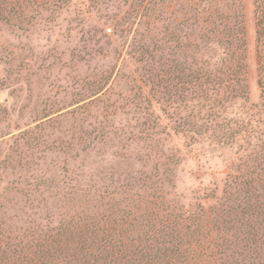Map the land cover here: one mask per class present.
<instances>
[{
  "label": "rangeland",
  "instance_id": "rangeland-1",
  "mask_svg": "<svg viewBox=\"0 0 264 264\" xmlns=\"http://www.w3.org/2000/svg\"><path fill=\"white\" fill-rule=\"evenodd\" d=\"M41 1L0 21V241L47 219L127 210L137 197L208 207L229 175L248 169L255 177L256 163L264 165V91L253 0H241L248 98L219 114L250 123L257 140L233 124L173 131L179 118L200 115L204 126L208 117L199 101L174 93L175 81L161 82L167 68L156 64L174 50L168 33L187 31H174L182 0H154L143 25L130 19V0ZM181 38L179 64L190 54L200 67L207 56L186 52Z\"/></svg>",
  "mask_w": 264,
  "mask_h": 264
},
{
  "label": "trees",
  "instance_id": "trees-1",
  "mask_svg": "<svg viewBox=\"0 0 264 264\" xmlns=\"http://www.w3.org/2000/svg\"><path fill=\"white\" fill-rule=\"evenodd\" d=\"M36 1L0 0V21H8L15 12L22 15L26 5ZM127 5L133 12L130 19L138 18L141 25L155 12L154 0H130ZM253 5L257 83L264 91V0H253ZM178 8L181 12L174 18V31L180 26L187 31L182 38L168 33L173 49L180 38L185 39L186 52L203 50L209 60L196 67L189 54L184 56L188 61L179 64L177 52L170 50L156 64L167 68L161 82L170 87L175 81L170 87L174 93L189 95L186 102L199 101V109L208 117L204 126L198 125V119L204 120L200 115L179 118L173 131L192 130L198 135V129H208V122H212L211 129H229L233 124L237 134L257 140L250 123L243 127V120L226 121L219 114L226 113L233 101L248 98L241 0H182ZM211 116L219 120L208 121ZM256 166L259 173L255 177V171L248 169L229 175L222 197L208 207H177L165 195H151L143 200L137 197V204L107 215L76 216L67 221L46 218L35 230L0 241V264H264V165Z\"/></svg>",
  "mask_w": 264,
  "mask_h": 264
}]
</instances>
